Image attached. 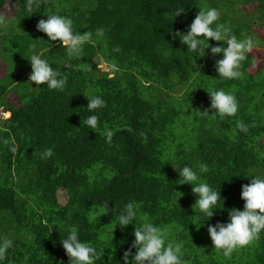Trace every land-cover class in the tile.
<instances>
[{"label":"trees","instance_id":"1","mask_svg":"<svg viewBox=\"0 0 264 264\" xmlns=\"http://www.w3.org/2000/svg\"><path fill=\"white\" fill-rule=\"evenodd\" d=\"M8 1L0 0V9ZM246 4L260 12L259 22L252 15L232 27L223 13L217 24L240 39L253 36L264 48V34L255 30L264 26V0ZM200 7L219 11L213 0L205 6L202 0H33L31 6L17 0L10 22L0 28V53L15 61L0 77V107L9 111L0 125V241L9 242L0 264H69L61 244L69 227L96 247L95 264H123L136 225L115 229V209L119 213L129 202L139 205L138 225L152 222L166 229L167 240L182 244L185 264H264V232L225 257L207 231L227 223L228 210H243L242 186L252 179L245 176L264 175V62L254 70L256 57L249 53L243 75L223 79L215 68L222 54L213 57L208 50L198 59L187 52L174 34L188 31ZM180 8L185 11L175 18ZM52 13L71 18L74 31L91 33L80 57H69L58 41L37 30L39 20ZM33 51L67 83L62 91L31 89L28 79L30 93L19 95L16 107L6 96L32 70ZM98 57L110 71L98 67ZM221 89L237 98L235 116L220 117L211 109L208 91ZM83 94L100 95L104 107L88 112ZM205 110L208 116L201 115ZM93 114L97 132L82 125ZM105 128L116 130L111 143L102 135ZM46 149L51 157L42 156ZM201 162L209 171L200 175L221 192L218 206L224 210L216 209L197 230L192 223L208 218L198 209L196 214L193 186L180 184L177 170ZM59 190L68 194L66 203ZM105 203L110 212L95 215L93 208Z\"/></svg>","mask_w":264,"mask_h":264},{"label":"clouds","instance_id":"2","mask_svg":"<svg viewBox=\"0 0 264 264\" xmlns=\"http://www.w3.org/2000/svg\"><path fill=\"white\" fill-rule=\"evenodd\" d=\"M31 6L33 0H28ZM12 7L9 4L0 9V13H7ZM200 11L190 24L186 33L175 32L174 37H178L181 43L187 47V52L193 53L195 57L203 58L210 54L215 57L222 54V58L216 60L215 68L220 78L237 79L243 73L242 64L247 60L248 54L254 48L259 47L260 42L249 35L244 39L238 38L232 33L230 28L217 24L220 13L216 8L200 7ZM185 11L178 9L175 18ZM47 19L39 20L37 30L47 35L50 42H59L69 57H80L84 44L89 41L91 33L74 31L71 18L56 13L46 15ZM6 15H0V28H5L9 23ZM213 25H216L213 27ZM171 32V31H170ZM97 35H103V30L98 29ZM210 41L223 42L226 46L217 44L212 46ZM49 42V43H50ZM51 45V43H50ZM52 47V45H51ZM32 72L29 81L36 87L46 85L48 90H64L66 79L54 70L48 60L42 58L41 53H33L28 57ZM208 91V90H207ZM210 93V107L215 109L216 115L220 117L235 116L239 109L237 98L234 94L224 90L208 91ZM87 110L92 113L104 107V100L100 95L88 96ZM202 116H208L209 111L200 112ZM82 125L97 132L98 116L89 115L82 118ZM237 127L241 131H247V126L242 122H237ZM116 130L105 128L102 135L106 142L111 143ZM10 151L15 153L16 146L13 144ZM51 149H46L43 157H51ZM180 176V184L192 185V192L197 196L193 208L208 219H200L192 224L199 230L204 225L201 221H208L215 215L216 209L224 210L218 206L221 192L215 191L206 183L200 174L209 171L206 163H199L196 168L190 164H185L177 170ZM252 178L249 184L242 186L241 199L245 201L243 210L233 208L228 210L229 221L227 223L218 222L214 226L209 225L207 231L216 251H222L225 257H230L234 250L249 245L255 238L264 232V175L245 176ZM117 207V206H116ZM95 215H107L110 212L109 203L95 206ZM117 226L125 230L129 225L135 224L133 235L135 237L132 246L124 252L123 264H185L183 260V246L180 243L167 240V231L152 222L137 224L135 221L139 216V205L133 202L127 203L123 211L117 212L115 209ZM95 215L93 218H95ZM66 238L61 237V244L69 257V264H95L99 259L96 247L80 239L76 227L68 228ZM112 243V241H111ZM9 247V242L0 241V259H2ZM132 249H135L133 254ZM63 264V262H61Z\"/></svg>","mask_w":264,"mask_h":264},{"label":"rangeland","instance_id":"3","mask_svg":"<svg viewBox=\"0 0 264 264\" xmlns=\"http://www.w3.org/2000/svg\"><path fill=\"white\" fill-rule=\"evenodd\" d=\"M213 1L219 3L220 16L223 18V13H224L226 18H227V24L232 26V27L236 26L238 23L240 24V23L244 22L246 24V22L251 21L250 18L252 15H256V13L260 14V12L255 9V7L254 8L249 7L248 9L246 8V6L248 7V4H246V1H248V0H225V4L227 6L228 12L224 11V9H223V7H225L222 5L223 1H221V0H213ZM8 4L10 7H12V9L10 11H8L7 13H1L2 15H6V17L12 16L13 13L15 12V8L17 7V0H9L7 2V5ZM203 4H204V6L208 5L209 0H202V5ZM254 5H257V4H254ZM259 14L256 15L254 24L259 22V17H258ZM222 18H220V21H222ZM223 23L224 22H222V24ZM223 26L227 27L226 24H223ZM255 30L258 31L261 36L264 34V26L255 25ZM231 31H232V29H231ZM1 39L2 38H0V42H1ZM259 42H261V41H259ZM263 43H264V40H263ZM33 53H35V52L34 51L30 52V55H32ZM251 54L256 57L255 69L254 68L253 69L257 71L260 69V67L262 66V63L264 62V48L263 47H256L253 49ZM57 56L58 55L54 56V54H53L51 60H56ZM63 60H64V57H63ZM63 60L61 61V63H63ZM9 61L11 63H15V61L8 58L7 54L0 53V77H3L5 75L6 68H7L6 64H9ZM96 61L98 62V67H100L102 70L110 71L109 65L106 64L105 62H103L101 60V57H98L96 59ZM65 63H66V61H65ZM30 72H32V70ZM30 72H25L23 77H21V80H19V84H18L17 88L12 89V91L14 93L13 92L9 93L6 96L7 99L9 101L13 102L16 107H18V105H19V98H20L19 95L21 96L25 92L30 93L29 88L27 86V81H28L29 76H30L28 74ZM27 75H28V78H25ZM30 86H31V89H33L36 85L34 83L32 84V82H30ZM180 93H181V91H180ZM8 116H9V111L6 110L5 108L0 107V125H5L4 121L7 120ZM59 199L62 203H66L68 201V194L63 190H59Z\"/></svg>","mask_w":264,"mask_h":264}]
</instances>
